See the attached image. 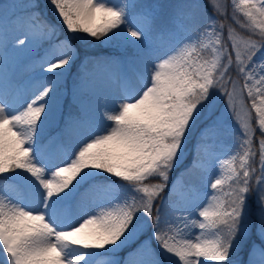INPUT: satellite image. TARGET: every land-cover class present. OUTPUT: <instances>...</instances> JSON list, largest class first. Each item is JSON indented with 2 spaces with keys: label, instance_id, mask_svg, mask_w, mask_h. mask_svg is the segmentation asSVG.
I'll use <instances>...</instances> for the list:
<instances>
[{
  "label": "snow or ice",
  "instance_id": "snow-or-ice-1",
  "mask_svg": "<svg viewBox=\"0 0 264 264\" xmlns=\"http://www.w3.org/2000/svg\"><path fill=\"white\" fill-rule=\"evenodd\" d=\"M49 4L62 37L36 0H0V264H240L253 236L264 257V0ZM36 33L50 43L21 100ZM97 43L114 49L118 84L103 102L85 98L82 73L67 83L82 50L80 68L100 63L86 53ZM194 134L197 147L232 135L227 178L193 153L184 171L211 191L164 197Z\"/></svg>",
  "mask_w": 264,
  "mask_h": 264
},
{
  "label": "rangeland",
  "instance_id": "rangeland-1",
  "mask_svg": "<svg viewBox=\"0 0 264 264\" xmlns=\"http://www.w3.org/2000/svg\"><path fill=\"white\" fill-rule=\"evenodd\" d=\"M5 4H15V5H24L28 2V0H3ZM36 2L40 6V11L43 15H45L46 19L50 21L51 23L56 24L60 30H61V37L65 35L66 33L63 30V26L60 23V21L57 19L56 15L52 11V7L49 4V0H36ZM123 2V0H121ZM141 3H155L154 0H140ZM202 3H204L207 6V0H201ZM227 0H218V3L223 8V6L226 4ZM229 13H231V4H228ZM17 15H23L20 8H17ZM208 14L212 15L211 9L208 8ZM203 19V18H202ZM225 24V33H224V39L225 42H227V25L231 23V20L223 21ZM233 27L236 28V34L242 35L243 31L237 26L233 25ZM23 30L27 31L28 27L25 24L23 27ZM19 33L16 32H10L9 33V39L12 38L13 35H17ZM49 41L47 40L46 36L41 35L40 33H36L33 36V43L28 46V51L25 52L23 57L20 58L19 64L20 67L18 68L16 72V82L19 85L20 92L19 96L20 99L23 100L25 96H28L30 93V89L32 87V84L36 79L39 78L41 73L40 63H39V57H41L45 50L49 47ZM82 52V51H81ZM87 55L94 56L99 58L100 63H88L86 67L80 68L81 62L83 61V58H80L76 61L75 66L72 68L71 74L67 77V83L69 89H71L73 84V79L76 78V73L73 71L74 68L79 70L80 73H82V91L85 94V98L88 97L89 93L92 95V98L95 100H98L99 102H103V100L108 97L111 98L118 89V84L116 83L115 79L112 78V74L115 72V69L110 67H105L104 61L107 57L112 55L114 53V49L101 45L99 43L95 44L92 47H89L87 49ZM82 55V53H81ZM106 57L105 59H102L101 56ZM233 78L240 79L236 77V74L232 73ZM242 83V80H241ZM13 99L15 97H12ZM30 98V96H29ZM217 102L222 106V100L218 97ZM250 105L245 102V104L240 107L241 116H243L245 113L248 112V108ZM229 124L231 125V128L233 130V133L238 131L236 124L233 123L231 120L229 121ZM59 131V128L53 127L50 130L51 135H56V133ZM233 144L232 135H226L223 139L219 141H213L207 145H201L199 147L196 146L195 143V134L193 135L192 139L190 140L186 152H185V159L182 163V165L176 169H174L171 173V179L169 182V188L165 189V192L162 193V196L167 197L169 190H172L173 192H181L184 189L185 185H191L194 184L197 187H201L203 191H211L210 189L203 188V181L199 174H191L188 172H185L184 169L189 165L192 159L193 153H197L199 155V158L204 161L205 167L209 169H220L221 175L226 179L227 175L230 171V165L229 164H223L222 161L227 159L229 154V145ZM218 158L221 163H218ZM258 159V157H257ZM235 167L237 170H239V156L236 158L235 161H233ZM215 175V172H214ZM153 183L156 181H152ZM175 185V188L172 187V185ZM228 185L225 184L223 191L227 192ZM158 203V201H157ZM90 211V209H88ZM250 244H255L257 247L255 248H249L246 246H242L241 250L239 251L236 259L240 262V264H248L249 261H252L253 264H264V257L261 256L260 253V241L257 237L253 236L251 241H249ZM135 245H129L125 249H122L118 254V259H123L127 256L129 251L134 250Z\"/></svg>",
  "mask_w": 264,
  "mask_h": 264
},
{
  "label": "trees",
  "instance_id": "trees-1",
  "mask_svg": "<svg viewBox=\"0 0 264 264\" xmlns=\"http://www.w3.org/2000/svg\"><path fill=\"white\" fill-rule=\"evenodd\" d=\"M154 1L160 2V3H172V2H176V0H154ZM158 203H159V200H158Z\"/></svg>",
  "mask_w": 264,
  "mask_h": 264
}]
</instances>
